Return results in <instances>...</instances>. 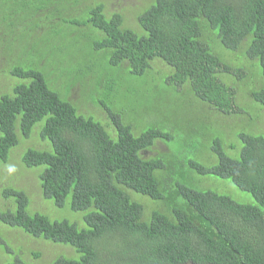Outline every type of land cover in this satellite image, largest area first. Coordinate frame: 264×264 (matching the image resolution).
I'll return each mask as SVG.
<instances>
[{"label": "trees", "instance_id": "16d2710c", "mask_svg": "<svg viewBox=\"0 0 264 264\" xmlns=\"http://www.w3.org/2000/svg\"><path fill=\"white\" fill-rule=\"evenodd\" d=\"M139 1L0 0V264H264V0Z\"/></svg>", "mask_w": 264, "mask_h": 264}, {"label": "rangeland", "instance_id": "374dc122", "mask_svg": "<svg viewBox=\"0 0 264 264\" xmlns=\"http://www.w3.org/2000/svg\"><path fill=\"white\" fill-rule=\"evenodd\" d=\"M139 5L140 6L143 5L142 2L139 1V0H121L120 8L123 10L125 15H130L133 12L134 9H137V11H138L137 6H139ZM139 81H140V78H137L136 81L129 80V83L131 84V86L135 87V89H139V90H144V88H149L150 87V83L149 82L146 85L143 86V85L139 84ZM76 94H78V93H76ZM162 103H163V101L161 100L160 104H162ZM158 110H160V109H158ZM32 137H33V141L35 143L39 140V135H38L37 130H35L33 132ZM44 145H46V142H44ZM19 151H22V149H19ZM20 155H21V153L17 152L14 155L15 159H18L20 157ZM11 161H13V157H12ZM34 176H35L34 172L27 171V173L25 175H23L21 177V179H20L22 184L26 183L25 185H27V187H25V190H26V193H27V195L29 197V208H30V210H41V211H44V212H50V211H52V208L50 207V204L48 203L49 204L48 205L47 202L43 198H41V196H39L37 194V187H36V185L34 183L35 182L34 181L35 180ZM30 181H32V182L30 184H28ZM225 183L227 185L222 184L220 186H224L227 189L233 191V193H236V194L238 193V194H240L242 196L241 198H237L233 193H229L228 191H226V193L229 194L233 199H235V200H237L239 202H242V203L254 202L253 198L249 194L243 193L240 190H238L232 184V182L230 180H226ZM21 186H23V185H21ZM215 189H216V187H215ZM217 191L221 192L222 189H217ZM20 239L21 240H12V241L15 244H21V246H27V247H33L34 246L35 248H37V246H38L34 242H30L27 238H20ZM44 248H46V247H44ZM54 249L55 248H47V249H41V251H43L44 255L45 254L49 255V254H52ZM16 251H17V249H16ZM56 254H58V250L54 254H52L51 256L53 257Z\"/></svg>", "mask_w": 264, "mask_h": 264}]
</instances>
